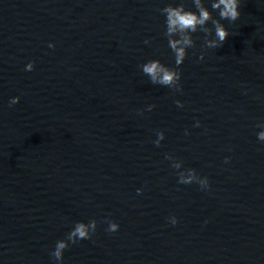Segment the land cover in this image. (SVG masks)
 <instances>
[{"label": "water", "instance_id": "water-1", "mask_svg": "<svg viewBox=\"0 0 264 264\" xmlns=\"http://www.w3.org/2000/svg\"><path fill=\"white\" fill-rule=\"evenodd\" d=\"M170 3L196 11L193 0H0V264H57L56 242L92 219L62 264H264V0L221 20L218 49L192 34L181 91L140 67H176L159 11ZM186 169L210 186L178 183Z\"/></svg>", "mask_w": 264, "mask_h": 264}, {"label": "clouds", "instance_id": "clouds-1", "mask_svg": "<svg viewBox=\"0 0 264 264\" xmlns=\"http://www.w3.org/2000/svg\"><path fill=\"white\" fill-rule=\"evenodd\" d=\"M241 0H212L211 8L213 11L218 12L219 19L213 17L212 12L205 6L203 0H193L196 11L186 10L183 3H179L174 6L168 4L164 8L159 9L162 15L165 16V32L164 35L167 38L168 46L174 54L176 67H168L162 64L159 60H149L142 64V73L149 77L150 82L153 85H161L169 88H173L176 91H181L180 80L181 71L179 66L183 64L186 56L187 49L195 46L192 34L197 31L203 32L204 46L207 48L218 49L223 46L227 37L230 35L225 26L221 23V20H228L230 23L237 21L241 15L239 11ZM208 22H211L212 28L207 27ZM214 35L215 38L209 39V36ZM148 44L150 41L145 40ZM49 47H55L54 44H49ZM203 59V53L200 56ZM26 71L34 70V62H29L25 68ZM19 102V97H13L9 101V106L15 105ZM178 107L184 105L180 101L175 102ZM155 105H149L148 111H151ZM143 114L142 112L140 113ZM199 127V121L195 124ZM257 127L264 129V123L258 124ZM188 132L185 130V135ZM157 139L153 141L155 146L159 147L161 141L164 140V131L159 130L156 132ZM258 140L264 142V131H260L257 134ZM165 159L173 161L172 167L174 169H181L182 162L175 159L171 154H165ZM229 158L225 159L227 163ZM178 183L180 184H192L198 183L201 189H206L210 186L207 177H200L197 175L195 169H186L179 171ZM142 189H137V193L141 194ZM171 225H176L178 220L175 216L168 218ZM108 224L106 229L109 233H115L119 229V225L112 220H105ZM97 229V221L95 219L90 220L88 223L77 222L74 228L67 234L66 239L58 240L55 244L54 250L50 253L51 257L57 262L62 264L63 253L70 245L78 243L80 240L91 239L92 234Z\"/></svg>", "mask_w": 264, "mask_h": 264}]
</instances>
